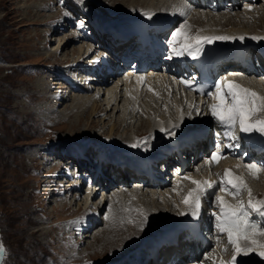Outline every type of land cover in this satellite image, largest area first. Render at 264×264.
<instances>
[{
  "label": "rangeland",
  "instance_id": "374dc122",
  "mask_svg": "<svg viewBox=\"0 0 264 264\" xmlns=\"http://www.w3.org/2000/svg\"><path fill=\"white\" fill-rule=\"evenodd\" d=\"M18 1L0 0V243L6 250L2 264H89V262L90 264H109L110 261L119 263L124 257L123 255L127 254V252H123L124 250L129 247L131 250L132 247L137 246L130 240L134 239V235L139 236L137 234L138 227L127 223V219L131 217L138 222L139 215L136 212L127 213L115 208L116 210L113 209L112 214V219H115L112 222L95 225L91 230L84 232L83 236L66 237L68 229H64L63 226L70 222L63 221L60 223L61 225L58 222H61L62 217L75 214V208L77 209L79 206L66 207L61 200L66 198L67 203L70 198L75 205L76 196L71 194L74 192L66 191L56 197L52 194L54 190L50 191L49 185H43L46 176L54 169L52 163L45 162V159L48 158L46 149L51 146L49 142L58 145L69 138L94 140V135L99 133L102 128L103 131L100 134L109 138L108 133L114 123L115 112L113 115L108 112V116H112L111 119L98 111V107L105 103V101H100L103 95L99 99L91 98L90 100L93 101L90 103L89 100L83 109L79 108L68 116L58 117L59 110L61 113L62 111L67 112L65 108L68 107L69 101H64L67 92L65 89L62 91L60 87L57 88L59 80L55 74L51 73L53 70L47 66V63L53 66L64 63L68 59L69 63L84 55L77 51L78 48L75 49L77 46L72 41H67L70 43L61 54L58 52L56 55L47 56L46 53L55 47L59 39H71L73 36L71 30L77 32L83 30L85 17L75 19L66 16L64 11H62L64 14L57 17L59 13L55 7L57 5L49 7L50 0H23V4L26 3L28 10L22 13L20 9L18 11ZM102 2L104 3L100 7L99 2L92 0L89 9L93 10L97 7L100 11L101 9L105 11L107 6V8L123 9L127 12V9L122 5L115 9L114 6L121 1L102 0ZM60 7L64 9L63 5ZM257 7L256 11L253 9L254 12L248 11L250 16L244 17L247 19L245 26L256 25L262 28L261 31H264V13H262L264 11L261 4ZM259 7L262 12L259 11ZM234 11L236 12L229 14L219 12L218 14L230 16L233 19L237 13L239 16L245 14L242 8ZM55 17H57L56 21H54ZM69 18L74 19V24L69 27L68 31H65L66 28H62V23L63 20ZM81 21L84 23L83 27L77 28V23ZM44 43L46 44L44 45ZM83 44L91 43L85 38ZM47 57L49 58L47 59ZM64 58L65 61H63ZM45 61L46 63H43ZM45 68L48 72H45ZM56 89L61 95L55 98L51 92L55 94ZM43 91H47L46 94H43ZM46 104H49V110L52 109L55 114L49 118L45 117L47 116L46 112L38 109L39 105ZM120 105L122 106V103ZM120 113L119 111L116 116ZM140 117L134 112L130 124L133 128L141 123L137 130L142 132L147 129V124L141 122V119L136 121ZM118 124L120 123H116L115 128L118 127ZM122 125L123 123L116 135L115 133L112 135L113 138L116 136L117 143L121 139L130 137L136 131L134 128L133 131L127 132ZM100 134L99 136H101ZM49 152L54 154L55 162L60 157L62 169L65 168L70 172L71 177H74V173L71 172L72 168H69L68 165L65 166L63 158L59 154V157L57 156L56 149H50ZM61 171L60 175L57 172L50 181L54 182L58 176V179H63L64 183L72 184L68 177L63 175V170ZM80 178V175H75L73 180L77 183ZM65 195L68 196L65 197ZM98 198L100 197L97 196L95 201ZM135 207L133 206V209H136ZM139 208L142 207L139 206ZM174 208L170 209V211L173 210L171 213L175 212ZM146 212H148V223L161 221L167 214L159 213V215L157 211L149 214L152 212L150 208ZM167 217L170 220L174 219V217L170 218L169 214ZM59 218L60 220H58ZM121 219L124 220L123 224L120 222ZM115 226L122 228L126 234L121 236L120 244L116 248L113 246L114 248L110 251L104 252L101 248L105 242L102 239L103 234L101 237L99 231H105L107 232L106 236L112 237L117 234ZM150 226L154 227L155 224L150 223ZM152 230L155 229H150L148 232L152 233ZM44 231L45 235L42 233ZM93 237H98L99 240L92 243ZM128 242L130 245L124 246ZM116 255H119V258H116Z\"/></svg>",
  "mask_w": 264,
  "mask_h": 264
},
{
  "label": "bare ground",
  "instance_id": "6f19581e",
  "mask_svg": "<svg viewBox=\"0 0 264 264\" xmlns=\"http://www.w3.org/2000/svg\"><path fill=\"white\" fill-rule=\"evenodd\" d=\"M63 1H67V0H63ZM118 1H121L122 3L121 2L117 3L114 6L115 9L123 6V8H126L127 12H128V11H134L137 7H140V9L148 8V9H151L154 13H157L160 16V18L163 20V22L167 23V26L170 25L169 16L173 15L175 17L174 12L172 11V7L169 6V5H173L175 0H118ZM18 2H19L17 4L18 11L20 9V11L22 13H24L26 10H28L26 3H25V5L23 4V0H19ZM68 3H71V2H68ZM85 3L88 5V7H83V10L91 7L92 0H90L89 2L87 0H85ZM89 3H90V5H89ZM110 5H108V6H110ZM259 5L260 4H257V6H259ZM261 5H262L263 11H264V2ZM70 7L71 8L69 9V11L66 9H63L64 12L70 13V15H67L68 17H73L75 19H78L79 17H81V19H82V16H83V18L84 17L86 18L85 13L82 12L81 10L79 11L76 8V7L79 8V6L77 4H72ZM166 7H168L167 10L165 12H163ZM95 8L96 9H93L91 11L96 13V14H99V15H101L103 13L105 15L110 14L116 18H118V16L120 14L126 13V11H124L123 9L122 10H119V9L114 10V9H112V7L107 8V6H106L105 11H100L99 8H97V7H95ZM241 8L244 10V12H243V13H245L244 16H239V14L237 13L233 19L230 16H226V15H222V14L219 15L218 14L219 12H214V11H210L209 9H203V8L199 7L197 9H194V11L190 14V16H188L187 20H189V23L191 24V26L193 28H198V29L203 28L202 29L203 31L201 32V34H207L208 32H211V31H220V32H227V33L237 32V33H242L247 39H249V38L247 37L246 33H251L252 36L255 34H262L264 31H261L262 28H260L256 25L245 26V24H247V23H245L246 22L245 20H247V19H244V17L250 16V14H249L250 12L248 13L249 10L244 8L243 6ZM253 9H255V7ZM257 9H258V7H257ZM88 10H90V9H87V11ZM96 10H98L99 12H96ZM118 10H119V12H117ZM251 10H252V8H251ZM259 11L262 12V10H260V7H259ZM150 13H152V12H150ZM262 13H264V12H262ZM120 17H122V15H120ZM254 18H256V17H254ZM232 19H233V21H232ZM257 22H258V20H257ZM68 23H69V25H68ZM73 24H74V19L69 18L68 20H63L62 28H64V29L66 28L65 31H68L69 27L73 26ZM71 31L73 32V36L71 39H69V40L59 39L57 41V44L55 45V47L53 49H51V51L47 52L46 55L47 56L56 55L58 52H60V54H61L62 52L65 51L66 47L68 46V43H70L67 41H72L74 44L75 39H77L76 35H79V32H77L76 30H71ZM84 43H86V42L84 41ZM45 44L46 43H44V45ZM75 45L77 46V47H75V49L78 48L77 51L84 55L83 57L80 58L81 60H85L84 58L87 59L89 57L88 53L90 52V49L92 47H94L91 44H88V45L83 44V39L78 41L77 44H75ZM73 51H74V49H73ZM73 54H75V53H73ZM96 54H98V53H96ZM48 58L49 57H47V59ZM65 60L66 59L64 58L63 61H65ZM78 60H76V61H78ZM43 63H46V61ZM61 64L59 65L60 66L59 69H57L58 68L57 65L51 66L49 63H47V66L51 67V69L53 70V71H51V73L56 74L55 70L57 72L58 70L62 69L63 66ZM71 68H72V66H71ZM232 68L234 70H237L238 65L232 63ZM75 69L79 70L81 68L79 66H75ZM84 70L85 69H83V71H82L83 73H84ZM45 72H48L46 68H45ZM84 74H88V73H84ZM63 78L73 87L72 90H74V91H70L68 93L69 95L65 94L66 97L64 98V101H69L68 107L65 108L67 110V112L62 111V113H61V111L59 110L58 111V114H59L58 117H61L62 115L68 116L73 111H76L79 108L83 109L86 106L85 104L88 102V100L90 98L94 99V97L91 96L92 94H88L89 92L84 93L82 95L77 94V93H81L80 89L82 88V85L80 84V78H75V79H70L68 77H63ZM109 78H110L109 76L105 77V79L102 83L103 85H99V88H101L99 96L103 95L101 98V101H105V103L101 104L98 107L99 110L97 109L98 111L102 112L103 115H105V116H108V112H111L110 114H112V115L115 112V114H114L115 118L113 119L114 123H112V125H111L112 127L110 128V131L108 133L109 137H112L113 133H115V135H116V132H118L117 130L119 129V127H121V123H123L122 126L124 127L125 130H127V132L133 131L134 128H136L135 129L136 131L133 132V135H131L130 137L121 139V141L130 142L132 140L131 137L143 136V137H148L149 138L148 140H150V142L156 144L158 140L164 139L165 137L168 136V134L166 132L161 131V128L168 129L169 131H172L171 125H169V120L165 121L164 119L174 120L177 117V114L181 117V112L183 113V119H187V120H190L192 122H194L197 119L195 117L196 111L189 108V105H191L189 103L190 100H187V102H185L183 96L177 97L176 93H174V92L171 94H168L167 90L165 91L163 81L159 78L157 72L152 73V74L149 72L147 74L146 86L151 87V88L153 87L155 89V91L157 93H159V97L153 95L151 92L149 93V91H146L143 88L138 89L136 86L133 85V83L131 81L127 82L124 79V77H116L114 79L110 78V80H109ZM49 81L51 82V80H49ZM108 81L110 83L112 82V84L108 85L107 84V83H109ZM41 83H43V82L41 81ZM256 84H257V87L256 86L255 87L258 88L260 90V92L263 93L262 96H264V83L257 81ZM57 85H58L57 88L58 87H64L63 83H61L59 81H58ZM246 85H248V83ZM101 86H103V87H101ZM64 89L65 88H62L61 90H64ZM47 91H49V90H47ZM47 91H43V94H46ZM83 91L87 92L88 90H83ZM52 93L53 92H51V94ZM67 97H70V98L68 99ZM132 97H135V99H133ZM194 100H196V99L194 98ZM92 101L93 100H90V103ZM119 101H120V103H122L121 109L118 108V105H119L118 102ZM194 103L197 106H199V108H200L199 102L195 101ZM127 108H129L130 112H132V111L137 112L138 110H140V114H138V115L141 117L136 119V121L141 119V122H145V124H147V126H146L147 129H144V131L139 132L137 129L140 127L141 123H138L137 127L132 128V126L130 124L131 123L130 120H132V116L131 117L128 116L131 113L130 112L125 113V110ZM38 109L46 112L47 116H45V117L49 118L50 116L55 115L54 111H52V109H51V111L49 110V104H46L44 106L39 105ZM119 111L121 113L118 116H116V114ZM200 116H203L202 111H201ZM108 117H110L112 119V116H108ZM201 120H203L202 117H201ZM184 122L185 121L183 120V123ZM116 123H120V124H118L117 128H115ZM94 137H96V136H94ZM98 137H99V135H98ZM261 155L262 154H257V156H261ZM59 156H61L63 158L65 166L68 165L69 168L70 167L72 168L71 170H73V168H76V167L79 168V166H81L78 162L79 159L76 162H74L70 156L65 157V155H62V154H59ZM91 157H93V156H91ZM238 163L239 162L232 163V166L237 168L236 165ZM223 166H224V164H223ZM78 174H79V171H78ZM233 174L243 175V171H242L241 167L237 168V171L233 172ZM121 176L124 180H126V178L124 177L123 174H121ZM80 177L82 178L81 175H80ZM117 177H118V175H117ZM204 177H205L204 180L209 179L208 175H204ZM80 181H81V186H80V188L78 187V189L79 190L82 189V191H81V195H82L81 197L82 198L79 197V200H78L77 197L76 198L74 197L75 198V200H74L75 205H74L73 200H71L69 198L67 201V203L70 204L69 207H73V206L76 207L78 205L79 207H77V210H79V208H81V210H80L81 212L85 211L84 209L88 210V209H91L92 207L95 209H99V207H101V211L97 212L98 213V222L97 221L91 222V224L88 226L89 228L87 227L88 229L84 228L85 230L82 231L83 235H84V232H86V230L89 231L95 225H98V224L104 222V221L100 220V218H99V216H101L100 212H102L103 209L108 210L109 204H111L112 209L116 210L115 208H119V209H121V211L124 208H131V207L133 208V206L134 207L137 206L138 208L140 206V207H142L141 209L146 210V211L148 210V208H150L152 210V212H150L149 214H153L155 211H157V214H159V213L161 215L166 214V213L169 214L170 218L171 217L176 218L179 215V213H177V211L171 213L173 210L170 211V209L173 207H175V208L178 207V209H179L181 207V205H183L180 203L181 200L175 198L177 195H176L175 191H172L174 188V185H169L171 188L168 185L161 188V185L159 182L150 180V181H147L144 183L135 182L133 184L132 188H129V190H127L128 188H124L123 191H121V189H120V187H121L120 184H119V186L110 185V187L107 188V191L105 193L101 192L100 198L97 201H95L96 200L95 198H97L99 192H96V193L93 192V194H91L92 189L94 191L95 187L90 185L89 182H85L84 179H82V180L79 179V182ZM173 181L175 182V185L178 184L177 180L175 181L173 179ZM252 183H253L252 186L253 185L255 186V190L252 192V195L256 198L264 199V196L261 195L262 193H264V175L261 174L259 176V178L257 179V181L255 179H252ZM114 186H116V187H114ZM193 187H195V186L192 184L191 188H193ZM189 190H185L183 195H186ZM68 192L70 193V191H68ZM73 192L74 193H71V194H73V196H76L75 191H73ZM83 192H84V194H83ZM43 194H44V190H43ZM52 194H54V193H52ZM67 196L68 195H65V197H67ZM226 200L228 203H231V201H229L228 199H226ZM65 202H66V198H65ZM95 202L97 203V205ZM128 202L131 204L128 205L129 204ZM137 207H135V208H137ZM166 208H167V210H166ZM113 211L110 214L111 217H112ZM146 211H145V213H148L150 210L148 212H146ZM119 214H122V213H119ZM167 214H166V216H167ZM88 218L91 221L93 219V215H88ZM114 219L111 218V220L109 219L110 221L107 220L105 222L110 223ZM168 220H170V219H168ZM149 223H147L148 226H146L145 228L149 229V227H152V226H150ZM166 227H167V225L163 226V228L168 229ZM114 228L116 229L117 234L113 235L112 237L106 236L105 233H107V232H105V231H102V230L99 231L100 236L103 234V237L102 236L101 237L103 239V242H105L103 247L101 248L102 251H104V252L107 250L110 251L114 247L116 248L120 244L121 236L126 234L125 231L123 232L122 228L120 229L119 227H116V226ZM134 228H136V227H134ZM115 229H114V231H115ZM156 230H159V228ZM142 232L143 231H139L137 229L138 235ZM42 233L45 235L46 232L44 231ZM151 235H152V233H150V232L147 233V236H146L147 241L150 239ZM133 237L135 239L136 236L134 235ZM136 238L138 241L142 240L141 235L137 236ZM131 239H132V237H131ZM80 240H83V239H80ZM96 240H99L98 237H96V238L93 237V240H91V241H92V243H94V242H96ZM133 240H130V242H132ZM129 245H130V243L128 242L124 246H129ZM180 245H181V243L179 242L175 248L164 249L162 252H159V256H161L162 259L164 258V255H166L167 259H169L170 254H174L173 256H176V249H178V247H180ZM144 246H145V244H144ZM134 248L135 247H132L131 249H134ZM129 249H130V247L127 248L126 250H124L123 252H128ZM229 251L232 252L231 247H230ZM166 253H168V254H166ZM119 255L118 256L116 255L115 257L119 258ZM177 256H178L179 260H182L184 258L182 256V254H178ZM257 258L258 257H256V256L254 257V259H257ZM227 259H229V258H227ZM245 260H249V258L247 257ZM107 263H109V262H107Z\"/></svg>",
  "mask_w": 264,
  "mask_h": 264
},
{
  "label": "snow or ice",
  "instance_id": "6c2138e0",
  "mask_svg": "<svg viewBox=\"0 0 264 264\" xmlns=\"http://www.w3.org/2000/svg\"><path fill=\"white\" fill-rule=\"evenodd\" d=\"M83 4L84 0H79ZM175 7V6H174ZM189 6L176 8L175 10L183 16H187L186 8ZM248 10H251L249 6ZM65 15H70L66 12ZM149 19H151L154 13H144ZM77 28L83 27V22H79L76 25ZM190 25L188 20L185 19L178 28L171 33V38L168 40L169 55L167 59L175 57L188 56L192 59H197L205 51V45H212L216 41H234L245 39L244 36H215V35H201L202 29H197L195 34L190 32ZM250 39L255 41L264 40V36H252ZM125 80L129 77L125 76ZM138 84L142 87L146 86L147 77L144 75H137L135 77ZM180 84H183L187 89L206 95L213 101L211 104H207V108L215 121L223 127L225 135L232 141H237L235 144H228L226 148H238L239 137L235 135V130L238 127L240 133L246 134L247 138H250L253 134H257L258 137L264 138V96L259 95L256 91H253L247 87H244L235 81L228 80L227 76L217 79L214 85L207 90L204 86H196L191 79H181ZM214 88V90H212ZM147 91L153 95L159 97L153 88L147 87ZM135 99V97H132ZM189 108L196 111L197 115L200 114V108L195 103L189 105ZM166 110V109H165ZM183 119V113L181 112V120ZM180 124L171 125L172 131L161 128V131L166 132L169 135H175V129L179 128ZM141 144L147 146L149 144L148 138H144L142 141H137L130 145V147H140ZM247 155V153H245ZM221 149L217 146L216 151L212 152L210 156L205 158V165L211 167L221 159H225ZM243 168L248 170V173L254 178L258 179L259 174L264 172V164L257 163H244ZM237 168L241 167L238 163ZM219 176V174H217ZM181 179L188 180L195 187L191 188L186 195H184L180 201L181 204L188 209L193 218H198L200 209L202 207V201L209 199L211 196H215V206L219 211H213L211 213L214 217V226L217 232V241L222 237L227 238V244L231 246L232 254L231 260L225 261L221 258L220 264H252L251 257L256 256L260 258V261H264V199H256L252 195L251 189L248 187L242 175H235L230 169H225L224 174L218 180H195L191 175L182 176ZM176 189L173 188V191ZM242 191H247L248 199L239 201L236 204L228 203L225 199V195L237 197ZM224 193L225 195H221ZM113 211L111 204L108 206V214H105L104 219L109 220ZM122 211L130 213L136 212L140 220L137 222L131 217L127 219V223L134 224L138 227L139 231H143L148 223V215L141 208H124ZM180 215H185V212H180ZM122 224L124 220L120 221ZM5 248L0 243V264H2ZM227 251V247L221 250ZM215 252V249H213ZM248 257L249 260L243 258ZM207 258V257H206ZM90 264V262H89Z\"/></svg>",
  "mask_w": 264,
  "mask_h": 264
}]
</instances>
